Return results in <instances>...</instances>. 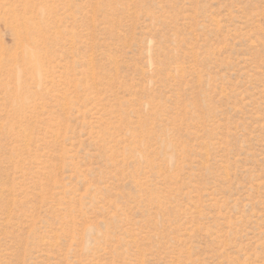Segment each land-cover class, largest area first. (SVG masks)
<instances>
[{"label":"rangeland","instance_id":"obj_1","mask_svg":"<svg viewBox=\"0 0 264 264\" xmlns=\"http://www.w3.org/2000/svg\"><path fill=\"white\" fill-rule=\"evenodd\" d=\"M0 264H264V0H0Z\"/></svg>","mask_w":264,"mask_h":264},{"label":"bare ground","instance_id":"obj_2","mask_svg":"<svg viewBox=\"0 0 264 264\" xmlns=\"http://www.w3.org/2000/svg\"><path fill=\"white\" fill-rule=\"evenodd\" d=\"M26 56L30 59V61H31L35 66H37V59H36L35 55H34L32 52H29V51H28Z\"/></svg>","mask_w":264,"mask_h":264}]
</instances>
